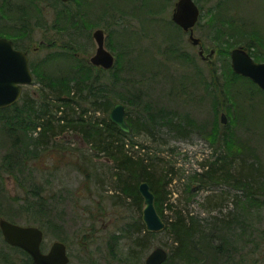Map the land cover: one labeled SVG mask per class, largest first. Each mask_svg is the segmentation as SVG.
Masks as SVG:
<instances>
[{"label": "rangeland", "instance_id": "obj_1", "mask_svg": "<svg viewBox=\"0 0 264 264\" xmlns=\"http://www.w3.org/2000/svg\"><path fill=\"white\" fill-rule=\"evenodd\" d=\"M194 1L201 9L195 36L202 41L204 57L199 54L200 46H194L189 34L172 21L178 0H70L65 3L0 0V37L12 39L18 49L28 52L31 63L51 73L63 68L68 70V54L72 57L69 61L75 64L91 65L90 59L97 50L94 32L104 30L106 48L115 55L116 64L108 71L99 67L93 71L113 102L125 104L127 120L144 119L149 110L164 108L175 111L183 119L190 116L201 128L187 130V137L182 138L163 127L159 128L156 138L162 144L157 146L163 151L161 157L173 162L177 177H183L181 182H173L168 188L177 194L167 201L165 215L171 214L167 205L181 204L206 219L205 227L211 228L215 219L210 216L222 223L226 219L217 209L212 213L205 210L210 208L206 197L222 191H230L233 197L236 191L213 186L201 189L188 199L186 183L190 176L203 171L200 165L204 161H215L228 134L236 146L237 143L246 145L264 165V91L249 80L230 76L227 66L228 61L231 62V51L249 43L256 44L250 49L253 57L256 53L264 57V0ZM226 28L230 31L226 32ZM57 52L60 59L49 62L50 54ZM42 79V76L34 77V82L23 88V97L32 99L34 104L41 95ZM139 96H143L141 102ZM17 110L10 109L0 116V158L11 148L2 130L4 116L15 118ZM223 114L227 117L226 124L221 121ZM57 140L72 156L63 157L55 144H51L44 148L53 151L51 156L41 159L34 171L37 183L44 184L46 191L52 184L58 198L53 217L39 218L41 224H38L28 218L26 209L17 210L23 205L17 200L10 201L15 209L8 208V203L2 206L0 219L41 228L45 233L42 247L45 252L55 242H63L70 264H146L149 254L158 247L172 255L170 232L163 230L147 237L137 234L133 228L138 220L143 222V199L134 204L133 199L111 198L115 181L104 178V170L112 163L90 145H85L79 132L67 133ZM139 141L142 142V138L139 137ZM82 152L91 156L90 167L81 162ZM93 167L98 171H92ZM92 173L91 180L86 179ZM2 186L9 196L18 197L20 189L12 176L5 177ZM181 195L183 200L179 203L177 197ZM247 206L250 207L246 203L244 207ZM230 209L233 220L240 221L234 235L233 263L264 264V213L258 215L255 211L254 217L241 225L243 219L236 218V204L222 211L227 213ZM7 212L15 214L7 216ZM11 216L17 221L9 218ZM243 217H248L245 212ZM127 228L134 234L129 235ZM142 236H146V246L134 247V237L144 239ZM253 237L256 241L262 238L259 246L251 244ZM197 243L201 253H193L191 262L176 259L164 264H212L213 254L202 250L203 242ZM0 264H33L25 252L8 245L1 229Z\"/></svg>", "mask_w": 264, "mask_h": 264}, {"label": "trees", "instance_id": "obj_2", "mask_svg": "<svg viewBox=\"0 0 264 264\" xmlns=\"http://www.w3.org/2000/svg\"><path fill=\"white\" fill-rule=\"evenodd\" d=\"M228 31L230 28H226V32ZM255 46L256 44L249 43L243 47L250 53V49ZM59 57L60 54L57 52L50 54L48 59H50L49 62L53 59L58 61ZM68 58L72 57L69 54L66 55L68 70L63 68L60 72L54 70L51 73L46 72L45 69L43 71L41 65L30 62L35 79L44 77L41 95L36 99L38 102L34 104L31 102L32 99L22 95L20 100L23 101L22 104L19 101L10 108L0 110L1 116L10 109H19L15 118L4 116L2 126L11 148L4 157L0 158V209L3 205L7 206V203L8 208H14L11 207L13 204L10 201L20 200L23 205H19L17 210L26 209L28 218L34 222L41 224L39 218L53 217L59 203L58 198L53 192L52 184L48 185L47 192L44 184L37 183L34 171L38 169L37 165L41 159L51 156L53 151L44 149L51 144H55V149L59 150L63 157L72 156L57 138L70 132H79L84 138L85 145H90L95 152L103 154L112 163L104 170V178L115 181V192L111 198L133 199L136 204L138 200L143 199L139 192V185L142 182L149 183L155 194L157 211L165 220L167 224L165 230L170 232L173 242V252L169 255V262L176 259H186L191 262L196 252L201 253V247L197 242H203L202 250L206 249L213 254L212 264H234L232 255L236 249L234 235H237L240 221L233 220L231 209L227 213H223L222 210L236 204V213L239 216L236 218L243 219L241 225L254 217L255 211L258 215L264 213V165L260 157L255 156L242 143H237L236 146L231 134L226 135V138H223L225 144L223 143L218 150L215 161L206 160L201 163L203 171L194 172L186 183L188 199L195 197L201 189L213 186L218 188L225 186L236 191L233 197L230 191H222L206 197L210 208L205 210L212 213L217 209L226 220L223 223L217 222V217L210 216L209 218L215 220L211 223L212 227L207 228L203 223L206 219L198 214L195 215L189 207H182L181 204L167 205L171 214L166 216L165 205L172 195L177 194L168 188L173 182H181L183 177H177L173 162L161 157L163 151L157 146L162 144L156 138L157 133L159 128L166 127L169 132L185 138L187 130L189 132L201 128L190 116L183 119L175 111L162 108L159 111L149 110L144 119L139 117L134 122L127 120L131 133L123 132L109 119L110 111L116 103L108 95L105 85L101 84L100 77L94 74L95 66L75 64ZM253 58L256 61L264 60L261 53H256ZM227 64L230 76L249 80L233 72L230 61ZM249 81L254 84L251 80ZM138 99L141 102L143 96H139ZM101 114L106 116L101 117ZM139 137L142 138V142L139 141ZM89 157L91 158L90 155L82 152L81 162L88 164ZM88 166L90 167L89 164ZM92 171L96 172L98 168L93 167ZM7 176H12L16 180L20 189L18 197L9 196L2 186ZM92 176L93 173L88 174L86 179L91 180ZM178 186L179 184L176 185ZM182 200V195L177 197L179 203H182ZM246 203L250 205L249 208L244 207ZM244 212L248 217H243ZM0 213H2L0 216H3V211ZM8 214L13 216L15 213L7 212V216ZM12 216L9 218L17 221L15 216ZM134 227L137 234H144L147 237L154 234L146 230L142 220H138ZM126 231L129 235L134 234L130 228ZM260 240L256 241L253 237L251 244L259 246ZM133 245L136 248L146 246L145 238L135 239L134 237Z\"/></svg>", "mask_w": 264, "mask_h": 264}, {"label": "water", "instance_id": "obj_3", "mask_svg": "<svg viewBox=\"0 0 264 264\" xmlns=\"http://www.w3.org/2000/svg\"><path fill=\"white\" fill-rule=\"evenodd\" d=\"M69 2L70 0H61ZM200 17V8L194 0H178L172 15L173 22L190 33L189 40L194 46H201V39L195 37L194 28ZM97 43L95 55L90 59L94 66L111 70L115 66L114 54L106 48V37L102 29L94 32ZM200 56H204L200 47ZM214 53V52H212ZM232 69L238 75L249 78L264 91V62L256 63L245 47H239L231 52ZM34 76L30 69L27 54L14 47V42L6 37H0V110L18 103L23 94V87L32 84ZM109 119L123 132L130 133L126 120V107L123 103H116ZM222 123H227V117L222 115ZM139 192L144 199L143 222L148 232L158 233L166 228V222L160 216L155 205V194L148 182L139 185ZM0 229L5 241L19 247L30 254L35 264H68L69 257L66 245L55 242L49 253L41 251L44 232L35 226H23L0 219ZM168 252L161 247L154 249L146 259V264H164L168 259Z\"/></svg>", "mask_w": 264, "mask_h": 264}, {"label": "flooded vegetation", "instance_id": "obj_4", "mask_svg": "<svg viewBox=\"0 0 264 264\" xmlns=\"http://www.w3.org/2000/svg\"><path fill=\"white\" fill-rule=\"evenodd\" d=\"M14 44H15V42H14ZM16 46V45H15ZM16 49H17V47H15ZM26 52V51H25ZM28 54V53H27ZM29 56V55H28ZM44 232V231H43ZM44 237H45V233H44ZM43 241H44V239H43ZM43 241H42V244H41V251L44 253V254H47V253H49V251L51 250V248L49 249V251H44V249L42 248L44 245H43ZM52 247V246H51ZM66 248H67V246H66ZM67 254H68V250H67ZM27 255L29 256V258L31 259V262L34 264V260H33V258L27 253ZM68 257H69V262H68V264H70V261H71V259H70V256H69V254H68Z\"/></svg>", "mask_w": 264, "mask_h": 264}]
</instances>
